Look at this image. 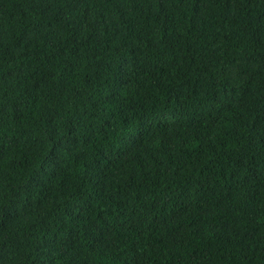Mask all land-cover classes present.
<instances>
[{
	"label": "trees",
	"instance_id": "1",
	"mask_svg": "<svg viewBox=\"0 0 264 264\" xmlns=\"http://www.w3.org/2000/svg\"><path fill=\"white\" fill-rule=\"evenodd\" d=\"M0 264H264V0H0Z\"/></svg>",
	"mask_w": 264,
	"mask_h": 264
}]
</instances>
